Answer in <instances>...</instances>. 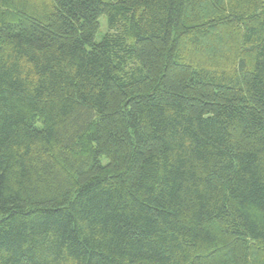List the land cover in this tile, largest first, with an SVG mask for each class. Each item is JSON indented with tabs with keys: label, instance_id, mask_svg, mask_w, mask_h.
<instances>
[{
	"label": "trees",
	"instance_id": "trees-1",
	"mask_svg": "<svg viewBox=\"0 0 264 264\" xmlns=\"http://www.w3.org/2000/svg\"><path fill=\"white\" fill-rule=\"evenodd\" d=\"M0 264H264V0H0Z\"/></svg>",
	"mask_w": 264,
	"mask_h": 264
},
{
	"label": "rangeland",
	"instance_id": "rangeland-1",
	"mask_svg": "<svg viewBox=\"0 0 264 264\" xmlns=\"http://www.w3.org/2000/svg\"><path fill=\"white\" fill-rule=\"evenodd\" d=\"M100 25H101V31H105L106 30V25H105V20H104V18H101L100 19ZM100 35H101V32H99L98 34H97V40L100 38Z\"/></svg>",
	"mask_w": 264,
	"mask_h": 264
}]
</instances>
